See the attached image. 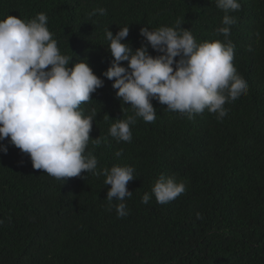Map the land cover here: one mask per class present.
Instances as JSON below:
<instances>
[{"label": "trees", "instance_id": "obj_1", "mask_svg": "<svg viewBox=\"0 0 264 264\" xmlns=\"http://www.w3.org/2000/svg\"><path fill=\"white\" fill-rule=\"evenodd\" d=\"M238 2L225 38L215 0H0V19L45 13L61 54L87 59L104 80L80 106L85 116L96 112L86 153L98 169L128 165L136 175L124 201L129 214L118 217L104 175L58 180L34 169L10 138L0 141V264H264V0ZM98 8L106 13L92 15ZM177 20L197 42L234 44L247 94L226 103L222 120L207 109L188 119L153 99L156 120L137 118L131 142H117L109 128L133 110L103 75L114 59L106 30L129 26L123 42L135 49L147 43L142 27H175ZM149 53L159 54L150 45ZM161 174L185 182L186 191L167 204L154 195L142 203Z\"/></svg>", "mask_w": 264, "mask_h": 264}, {"label": "clouds", "instance_id": "obj_2", "mask_svg": "<svg viewBox=\"0 0 264 264\" xmlns=\"http://www.w3.org/2000/svg\"><path fill=\"white\" fill-rule=\"evenodd\" d=\"M215 2L225 13L217 32L227 38L236 22L229 12L239 10L241 4L238 0ZM97 12L104 15L106 9H94L92 15ZM47 20L43 12L30 20L12 15L0 19V141L10 138L12 145L30 156L34 169L58 180L84 172L104 175V183L111 186L106 196L109 210L118 201L117 215L126 217L129 212L124 201L133 194L127 185L136 177L135 169L119 164L98 169L97 157L86 153L96 112L93 109L85 116L80 106L92 99L104 80L87 59L73 62V57L61 54ZM182 24L177 20L175 27H142L140 35L147 43L135 49L123 42L129 26L120 27L115 34L106 30L107 48L114 59L103 75L113 81L121 105L133 110L126 119L111 124L109 135L117 142H131L130 126L137 118L156 120L153 99L188 119L207 109L222 120L228 114L226 103L247 94L249 85L233 64L234 44L229 40L197 42ZM149 45L159 54L151 55ZM100 143L97 137L95 144ZM2 150L7 153V146ZM115 155L122 156L123 150ZM185 191V182L161 174L151 192L143 195L142 203L148 204L154 195L159 204H167ZM200 215L198 212L197 217Z\"/></svg>", "mask_w": 264, "mask_h": 264}]
</instances>
